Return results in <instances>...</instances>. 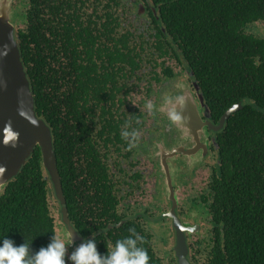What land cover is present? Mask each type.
<instances>
[{
  "label": "trees",
  "instance_id": "trees-1",
  "mask_svg": "<svg viewBox=\"0 0 264 264\" xmlns=\"http://www.w3.org/2000/svg\"><path fill=\"white\" fill-rule=\"evenodd\" d=\"M140 1L151 6L155 47L160 55L168 50L167 56L182 58L211 119L218 122L230 107L243 104L216 136L218 167L197 198L212 227L194 248L192 264H264V36L249 29L264 22V0ZM27 2L15 38L36 114L52 133L71 223L82 237L96 240L101 255L134 228L144 238L138 246L147 250L149 264H176L173 256L167 262L159 256L154 235L140 220L118 226L126 214L119 212L102 153L121 151L124 132L131 130L124 126H142L139 109L129 118L119 113L127 106L128 80L157 75L145 71L152 60L141 58L147 54L143 41L123 26L129 20L127 4ZM50 191L37 146L0 191V239L17 246L26 242L36 252L57 237ZM66 264H71L67 258Z\"/></svg>",
  "mask_w": 264,
  "mask_h": 264
},
{
  "label": "flooded vegetation",
  "instance_id": "flooded-vegetation-1",
  "mask_svg": "<svg viewBox=\"0 0 264 264\" xmlns=\"http://www.w3.org/2000/svg\"><path fill=\"white\" fill-rule=\"evenodd\" d=\"M3 1L0 0V6ZM7 5L11 11L10 0H8ZM130 5L131 7L127 8L129 20L123 26L128 28L130 32H135L138 42L143 41L147 54L142 55L141 58L152 60L145 71L147 73L155 71L157 75L155 79H147L149 77L147 76L140 82L135 81L136 79L128 80L130 92L125 99L127 106L121 107L119 113L125 114L129 118L132 112L139 109L142 116V126L135 129L136 131L133 126H124L125 129L131 130L124 132L125 142L120 145L121 151L116 152L114 148H109V151L102 152L109 163L110 178L115 184V194L120 200L119 212L126 214L118 226L128 220H140L139 222L146 227L147 222L159 223L165 219H169L172 225V219L167 214L174 205L175 215L181 224L194 229L186 232L188 260L192 264L193 252H191L192 244L189 242V236L196 233L201 227L195 222L196 219L192 223H187L182 221L180 217L189 213L192 206H201L209 215L207 209L197 198L206 188L210 176L218 167L219 160L215 140L217 133L223 128L217 131L210 127L209 123L216 126L219 121L215 122L211 119L197 83L192 78L191 73L186 70L182 58L180 56L178 58L171 55L167 56L166 52L168 50L160 55V50L155 47L157 42L155 34L157 33L149 13V7L151 6L140 0H135ZM152 10L155 12L153 7ZM166 49V47H163L161 50ZM183 71L188 72V81L177 79L181 77L180 73ZM169 74L172 76H168ZM143 106L151 109L150 116L152 115L155 126L152 129H146V138H141L139 135L145 127V119L147 118L143 113ZM162 158L166 161L165 164L170 178L169 184L166 170H164L165 167L163 168L161 162ZM143 160H147L149 164H143ZM147 164L154 166L157 171L155 173L152 171L147 175L144 171ZM139 166L144 167V169H138ZM154 174L158 178V182L162 180L159 185L166 189L168 203L166 204L167 211L156 217L146 204H137V201L124 203L126 198L145 196L144 186L147 185V181H150ZM177 192L186 195V205L182 206L185 211L179 209L180 203L178 197H176ZM170 195L172 200L169 197ZM63 226L65 227L64 224ZM108 228H111V226ZM173 231L175 245L174 228ZM102 232L103 230L97 232L93 237ZM91 239L92 237L84 238L83 242ZM69 244L74 247L81 243L69 241ZM196 246H199V244L197 243ZM172 255L176 262L173 249Z\"/></svg>",
  "mask_w": 264,
  "mask_h": 264
},
{
  "label": "water",
  "instance_id": "water-1",
  "mask_svg": "<svg viewBox=\"0 0 264 264\" xmlns=\"http://www.w3.org/2000/svg\"><path fill=\"white\" fill-rule=\"evenodd\" d=\"M7 3L8 0H4L0 6V191L20 172L34 149L40 147L43 167L58 202L61 222L65 225L69 241L82 243L84 238L76 231L68 217L52 133L44 119L36 114L34 97L21 60ZM242 107V103L233 105L222 115L216 126L209 123L210 127L221 130L230 116ZM161 162L169 184L166 161L162 158ZM169 197L172 198L171 195ZM167 216L172 219L175 230L173 251L176 263L190 264L186 232L194 229L181 224L175 215L174 205Z\"/></svg>",
  "mask_w": 264,
  "mask_h": 264
},
{
  "label": "rangeland",
  "instance_id": "rangeland-1",
  "mask_svg": "<svg viewBox=\"0 0 264 264\" xmlns=\"http://www.w3.org/2000/svg\"><path fill=\"white\" fill-rule=\"evenodd\" d=\"M135 1V0H133ZM128 1L123 0V5L127 4V8L131 7V2L127 3ZM28 7V2L27 0H10V14H11V19L12 23L14 25L15 32L17 29L22 28L25 23V11L27 10ZM250 31L254 32L257 35H263L264 36V22L257 23L253 26L249 27ZM187 70V69H186ZM181 74V77H178L177 79L179 81H188V72L183 71ZM201 98V97H200ZM202 100V99H201ZM155 103V102H154ZM153 103V104H154ZM140 105V104H139ZM143 113L145 116H147L145 127L142 129V131L139 133V135L144 138H146L147 131L146 129H152L154 126L152 115L150 116V111L151 109L145 108L143 106ZM149 111V112H148ZM155 127V126H154ZM141 141V139H140ZM144 139L142 140L143 143ZM143 164L148 163L147 160L142 161ZM149 164V163H148ZM144 169V167L139 166L138 169H144L146 171L147 175L150 174L152 171L155 173L157 170L154 166L148 165ZM146 175V174H144ZM156 178V179H155ZM148 180V179H147ZM160 182L162 183V180L158 182V178L153 175L150 181H147V185H145L144 189L145 190V196L141 197H134V198H126L124 200V203H129V202H135L137 201V204H142V205H148L149 208L151 209V213L154 214V216H160L165 211H167V192L162 185H159ZM51 188V185H50ZM176 195V193H175ZM176 197L179 199V209L181 211L184 210L182 207L183 205H186V195H181L179 192H177ZM50 201L54 207L55 210V216L57 218L58 226H57V238L64 241L68 246H67V253L66 257L68 255H71V253L75 250V248L79 245H73L69 244V238L66 233V229L61 223V218L58 213V204L57 201L53 195L52 189L50 191ZM190 212L185 214L184 216L181 215L182 221H186L187 223H192L193 220L196 219L195 222H197L198 225H200L201 228L199 230L189 236V242L192 244V251L194 253V248H196V244L199 241H206V238L209 237L210 231L211 230V225L209 223V215L207 214L206 210L202 208L201 206H192L190 208ZM142 211V210H139ZM185 211V210H184ZM180 212V211H179ZM146 229L149 230L153 235H154V248L159 254L160 257L164 260V262H167V260L172 257V249L174 246V231L171 225V221L168 219H165L159 223H152V222H147L146 223ZM209 231V232H208ZM72 247V248H71ZM191 255V253H190Z\"/></svg>",
  "mask_w": 264,
  "mask_h": 264
},
{
  "label": "clouds",
  "instance_id": "clouds-1",
  "mask_svg": "<svg viewBox=\"0 0 264 264\" xmlns=\"http://www.w3.org/2000/svg\"><path fill=\"white\" fill-rule=\"evenodd\" d=\"M130 236L117 240L110 253L101 255L97 250L95 239L82 242L67 261L71 264H149L148 252L138 246L144 238L130 228ZM67 244L52 235L46 247L33 252L31 245L23 243L19 246L7 237L0 239V264H66Z\"/></svg>",
  "mask_w": 264,
  "mask_h": 264
}]
</instances>
